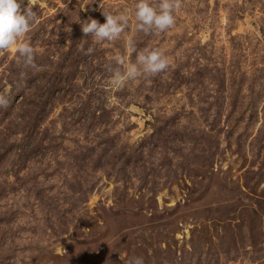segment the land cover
Returning a JSON list of instances; mask_svg holds the SVG:
<instances>
[{
  "label": "rangeland",
  "instance_id": "1",
  "mask_svg": "<svg viewBox=\"0 0 264 264\" xmlns=\"http://www.w3.org/2000/svg\"><path fill=\"white\" fill-rule=\"evenodd\" d=\"M135 3L23 0L35 67L0 50V264H264V0H176L148 34ZM103 13L128 17L115 41L82 31ZM152 49L165 71L112 83Z\"/></svg>",
  "mask_w": 264,
  "mask_h": 264
},
{
  "label": "clouds",
  "instance_id": "2",
  "mask_svg": "<svg viewBox=\"0 0 264 264\" xmlns=\"http://www.w3.org/2000/svg\"><path fill=\"white\" fill-rule=\"evenodd\" d=\"M23 0H0V50L14 48L22 58L25 67H35V50L30 43L23 42L21 37L30 31L34 13L30 8L21 9ZM179 7L176 0H159L153 4L151 0H136L134 7V19L136 30L145 34L164 32L175 23L174 12ZM105 21L98 22L89 19L82 22V31L86 36H91L96 42L115 41L120 38L128 27L129 20L126 15L105 14ZM81 51L85 55H91L93 48ZM129 53L136 52L135 43L128 41ZM117 62L123 65L124 61L117 58ZM169 67V60L160 49L145 50L137 54L136 62L129 63L124 71L116 70L113 73L112 83L123 86L129 80H135L142 75H156ZM9 97L0 94V108H7ZM128 264H145L142 256H133Z\"/></svg>",
  "mask_w": 264,
  "mask_h": 264
}]
</instances>
